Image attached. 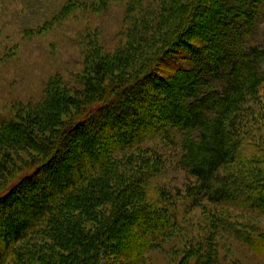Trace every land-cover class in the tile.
Wrapping results in <instances>:
<instances>
[{"label":"trees","instance_id":"1","mask_svg":"<svg viewBox=\"0 0 264 264\" xmlns=\"http://www.w3.org/2000/svg\"><path fill=\"white\" fill-rule=\"evenodd\" d=\"M206 1L209 8L195 2L178 11L182 24L161 51L163 58L171 53L177 61L187 57L186 69L162 76L151 73L154 66L150 73L144 67L132 80L123 62L115 66L104 58L88 57L86 75L80 79L83 90L67 97L65 92L53 93L58 94L51 96L50 114L41 113L40 120L35 116L0 125V154L3 148L35 149L43 158L40 163L32 159L36 161L24 177L13 179L0 192V223L10 227L0 264L9 254L12 264H146L149 253L177 227L174 195L161 191L165 204L140 206L134 187L147 181L146 174L137 177L136 185L127 182L126 188L133 189L130 194L126 188L116 189L109 176L116 166L115 153L136 149L154 117L159 118L156 129L167 139L173 132L182 139L178 164L192 180L184 195L188 206L206 200L223 208L246 201L253 213L264 215V149L256 141L264 126V44L254 40L264 0ZM202 10L208 11L203 25L195 18ZM194 35L201 45L188 41ZM72 107L80 114L63 134L58 130L60 117ZM248 148L257 150L249 169L258 175L246 180L236 166L247 160ZM1 157L10 162L9 155ZM150 162L137 163L135 172L153 170ZM157 163L155 175L165 168L161 158ZM64 211L78 217L63 216ZM87 217L94 223L92 231L86 230ZM225 223L217 218L216 229ZM39 235L71 248L72 255L59 257L47 244L44 254L18 246ZM249 239L264 261V239ZM208 240L205 255L215 252L214 241Z\"/></svg>","mask_w":264,"mask_h":264},{"label":"rangeland","instance_id":"2","mask_svg":"<svg viewBox=\"0 0 264 264\" xmlns=\"http://www.w3.org/2000/svg\"><path fill=\"white\" fill-rule=\"evenodd\" d=\"M195 2L202 7L211 6L206 0H0V125L19 118L30 121L41 113L49 115L53 93L65 92L67 97L83 90L80 79L86 75L88 57L96 61L104 58L115 66L123 62L124 73L132 80L144 67L149 68L144 71L147 72L154 66L151 73L162 76L186 69L189 64L187 57H180L183 59L177 61L174 58L177 55L171 53L163 58L161 51L169 47L171 38L182 24L183 17L178 16V11ZM67 7L70 9L66 10ZM258 15L259 25L254 40L263 45L264 7L259 9ZM195 18L203 25L208 19V11H200ZM200 39L194 35L188 41L201 45ZM106 85L112 86L110 82ZM79 114L76 107L65 111L60 117L62 125L58 130L63 134L68 131ZM37 118L40 120L42 116ZM157 121L159 118L154 117L145 133L140 134L142 138L138 139L136 149L115 153L116 166L109 176L111 184L123 190L127 182L136 185L137 177L146 174L147 181H139L134 187L136 193L133 192L140 206L148 202L155 207L165 204L167 199L159 198L161 191L174 195L176 203L175 206L172 204L173 209L179 214L177 227L168 239L149 253L146 264H264L253 251L249 239H264V215L253 213L246 206V201L223 208L206 200L188 206L190 200H186L184 195L192 180L178 164L182 156V139L175 132L167 139L156 129ZM45 122H41L42 128L47 127ZM47 135L43 133L42 136ZM256 141L264 149V126ZM3 151L0 154V192L13 179L24 177L23 174L36 161L32 159H38L39 163L43 159L35 149L3 148ZM256 151L248 148L247 160L238 162L240 164L236 166L239 175L246 180L258 175L256 170L249 169L250 162H253L251 159L257 157ZM4 155L10 156L9 163L1 157ZM143 158L151 160L149 165L153 170L147 166L149 171L145 169L137 174L134 166L137 163L143 165ZM160 158L165 168L155 175L153 171ZM131 161L133 166L129 163ZM130 177L134 180L129 181ZM131 191L133 189L128 186L125 193L130 194ZM177 193H182V197ZM105 210L110 212L107 206ZM2 212L0 206V216ZM63 213V216L78 217L70 211ZM217 218L226 221L224 228L216 229ZM89 219L85 218L84 224L87 231H92L94 223ZM8 228L6 223H0V254L3 253L2 243ZM208 238L215 245V252L211 255L202 253L207 252ZM46 244L59 257L67 253L72 255L71 248L59 247V242L53 243L40 235L30 237L18 246L44 254ZM204 245L205 248L202 247ZM4 261L5 264L14 262L10 254Z\"/></svg>","mask_w":264,"mask_h":264}]
</instances>
